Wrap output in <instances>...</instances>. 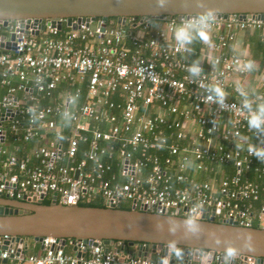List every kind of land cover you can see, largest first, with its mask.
I'll return each instance as SVG.
<instances>
[{"label":"built area","instance_id":"1","mask_svg":"<svg viewBox=\"0 0 264 264\" xmlns=\"http://www.w3.org/2000/svg\"><path fill=\"white\" fill-rule=\"evenodd\" d=\"M186 18L73 19L75 28L65 18L59 28L0 21V196L31 202L43 195L50 202L55 194L64 204L100 199L108 207L177 210L264 229V161L246 150L264 135L248 129L240 97L229 96L237 94L230 78L246 73L237 70L231 50L235 31L255 28L264 35V20L215 17L207 49L185 52L177 50L172 31ZM191 54L202 68L197 77L186 70ZM209 85L223 89V106L209 98ZM29 108L38 120L29 118ZM9 239L3 235L0 244ZM41 245L40 254L28 253L26 245L13 258L24 264H177L170 259L192 255L120 260L121 252L104 251L101 240L70 237L61 246L46 236ZM15 249L13 242L0 257ZM232 256V264L253 262L250 255ZM219 258L210 264H226Z\"/></svg>","mask_w":264,"mask_h":264},{"label":"water","instance_id":"2","mask_svg":"<svg viewBox=\"0 0 264 264\" xmlns=\"http://www.w3.org/2000/svg\"><path fill=\"white\" fill-rule=\"evenodd\" d=\"M205 8L214 9L215 17L228 18L233 14L240 17H253L264 20V0H0V21H25L27 27L31 20L43 21L61 26L60 18L66 24L76 27L77 21L96 17H116L123 22L126 16L162 18L164 16L189 17ZM34 34H38L35 31ZM8 47V46H6ZM11 200L0 196V239L8 235L9 240L0 244V253L9 251L13 242L19 249L10 252L7 257H0V264H7L15 255L22 256L26 251L29 238L42 242L46 236L55 237L61 246L65 238H75L83 243L95 244L101 240L104 251L112 247L117 253L165 260L167 253L179 255L191 252L177 264H210L217 253L220 262L232 264V255L242 259L250 255L253 262L264 259V229L243 227L230 221H214L213 217L195 218L198 230L189 232L184 226V216L157 214L133 208L124 209L113 206L94 207L79 205L76 200L70 204L56 201L55 194L48 203L42 198ZM123 242L119 245L117 242ZM24 243L25 247L20 248ZM75 250V247H73ZM230 253V255H226ZM20 264V263H18Z\"/></svg>","mask_w":264,"mask_h":264},{"label":"clouds","instance_id":"3","mask_svg":"<svg viewBox=\"0 0 264 264\" xmlns=\"http://www.w3.org/2000/svg\"><path fill=\"white\" fill-rule=\"evenodd\" d=\"M159 3H163V0H158ZM216 12L214 9L205 8L203 11L197 12L184 20L178 22L173 31L172 38L177 45V50H183L190 52V45L199 40L203 43L209 42V32L211 24L215 20ZM233 53L237 58L236 67L239 71H252L254 68L251 60H241L244 55L243 50L240 49L238 43H234L232 46ZM187 72L193 77L199 76L202 71L200 62H193L187 67ZM205 91L209 95V98L214 99V102L220 106L224 103V91L218 85H209L205 88ZM235 91L240 97V106L245 113V120L247 127L253 130L255 133L264 135V96L256 95L249 90H245L237 82L235 84ZM29 118L33 121L39 119V115L35 108L27 109ZM65 120L70 119L68 112L62 113ZM238 147V146H237ZM250 156L255 157L258 161H264V141H258L256 143H250L246 148ZM185 229L189 232H195L198 230V223L191 215L184 218ZM179 255V253H176ZM230 255V253H226Z\"/></svg>","mask_w":264,"mask_h":264},{"label":"crops","instance_id":"4","mask_svg":"<svg viewBox=\"0 0 264 264\" xmlns=\"http://www.w3.org/2000/svg\"><path fill=\"white\" fill-rule=\"evenodd\" d=\"M211 40L212 39L209 36V41ZM208 43L196 40L190 45V48L193 50H206ZM234 43H238L240 49H242L244 53L242 58H244V60H251L254 68L252 71H246V73L241 76H232L229 80V84H235L238 82L245 90H249L254 94L264 93V35L255 28L237 30L235 31V40L231 45V50ZM189 57L192 63L199 61L198 56L191 54ZM229 96L233 99L239 98L237 94L231 92ZM137 245L138 243L134 244V254H136ZM110 248L112 249V247ZM27 250L28 253L31 254H40L43 251V248L39 241L29 238L27 240ZM64 250L71 252L72 247L66 244ZM7 264L18 263L15 258H10L8 259Z\"/></svg>","mask_w":264,"mask_h":264},{"label":"trees","instance_id":"5","mask_svg":"<svg viewBox=\"0 0 264 264\" xmlns=\"http://www.w3.org/2000/svg\"><path fill=\"white\" fill-rule=\"evenodd\" d=\"M43 203H48V201H43ZM79 205H88V206H94V207H102L103 206V203L101 202L100 199H95L91 202H79ZM122 208H128V205L127 204H123L122 205Z\"/></svg>","mask_w":264,"mask_h":264}]
</instances>
